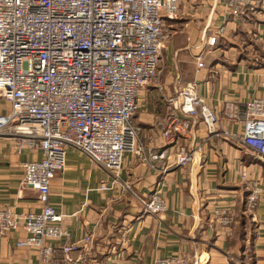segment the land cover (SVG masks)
Instances as JSON below:
<instances>
[{
    "label": "crops",
    "instance_id": "obj_1",
    "mask_svg": "<svg viewBox=\"0 0 264 264\" xmlns=\"http://www.w3.org/2000/svg\"><path fill=\"white\" fill-rule=\"evenodd\" d=\"M165 30L168 40L156 76L142 88L133 115L150 161L126 152L114 179L87 153L67 146L65 167L51 182L49 204L62 216L69 236L49 240L54 259L43 262L38 247L19 244L28 233L12 229L0 236V264H68L63 246L86 235L92 237L91 247L78 264H151L168 256L184 257L185 264H264V191L249 210L251 187L240 175L246 171L264 185V157L235 138L208 131L200 117L185 115L170 102L178 78L194 81L198 95L217 112V131L242 133L229 107L264 97V0H255L238 16L226 0H184ZM212 36L213 45L208 42ZM9 110L10 103L0 96V113ZM171 120L185 121L188 128L167 139L164 130ZM182 147L194 151L195 160L178 166L175 153ZM162 152L165 157L151 159ZM42 156L39 149L18 151L14 137L0 136V209H41L38 191L23 184V163ZM155 191L167 205L159 215L145 210ZM217 208L230 211L235 224H218ZM243 215L247 220L236 235ZM71 256L77 258L79 251Z\"/></svg>",
    "mask_w": 264,
    "mask_h": 264
},
{
    "label": "built area",
    "instance_id": "obj_2",
    "mask_svg": "<svg viewBox=\"0 0 264 264\" xmlns=\"http://www.w3.org/2000/svg\"><path fill=\"white\" fill-rule=\"evenodd\" d=\"M183 1L0 0V96L10 103V110L0 113V136L14 137L18 151L39 149L43 154L23 163V184L38 191L41 209L25 213L0 209V236L22 227L28 235L19 244L38 247L43 262L54 259L56 249L49 240L69 236L62 216L49 204L51 182L65 167L67 146L87 153L114 179L126 152L150 161L133 115L142 88L156 76L168 40L166 21L178 15ZM254 1L226 0L234 16L252 9ZM215 41L212 36L208 42ZM198 66H204L202 55ZM178 85L170 102L183 114L200 117L208 131L235 138L264 157V97L230 105L229 115L243 125L242 133L218 132L217 112L198 95L196 83L178 78ZM187 128V122L171 120L164 135L172 139ZM163 157L165 152L151 159ZM194 160V151L184 147L175 153L178 166ZM240 175L249 181L246 206L252 211L264 185L246 171ZM145 210L153 215L167 210L159 191ZM214 217L225 227L234 220L226 208H217ZM129 231L122 230L124 240ZM91 243L92 237L86 235L65 244L67 263L78 264ZM77 250L79 256L73 258L71 253ZM185 263L184 257L168 256L151 264Z\"/></svg>",
    "mask_w": 264,
    "mask_h": 264
},
{
    "label": "trees",
    "instance_id": "obj_3",
    "mask_svg": "<svg viewBox=\"0 0 264 264\" xmlns=\"http://www.w3.org/2000/svg\"><path fill=\"white\" fill-rule=\"evenodd\" d=\"M239 218V217H238ZM246 220H247V218L246 217H244V215H243V217L242 218H239V225H238V227L236 228V231H235V233H236V235L238 234H241L242 233V231H243V225H244V222H246ZM237 221V220H236ZM236 221H233L234 222V224H235V222Z\"/></svg>",
    "mask_w": 264,
    "mask_h": 264
}]
</instances>
